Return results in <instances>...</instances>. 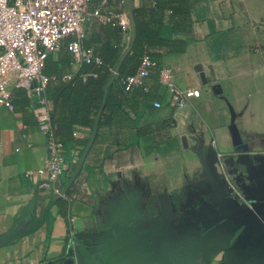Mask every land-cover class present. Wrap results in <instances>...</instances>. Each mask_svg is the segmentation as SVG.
I'll list each match as a JSON object with an SVG mask.
<instances>
[{
	"label": "crops",
	"instance_id": "1",
	"mask_svg": "<svg viewBox=\"0 0 264 264\" xmlns=\"http://www.w3.org/2000/svg\"><path fill=\"white\" fill-rule=\"evenodd\" d=\"M155 6L91 0L82 47L115 51L120 70L137 39L135 10L149 16ZM161 13L159 38L184 49L155 50L159 69L172 71L175 88L201 92L184 109L168 105L172 89L160 85L158 69L144 87L123 90L111 110L105 100L96 113L64 100L75 77H96L68 49L75 37L46 60L44 72L54 79L44 104L6 76L13 109L0 105V240L15 236L0 247V264H157L165 251L214 229L218 246L229 209L236 215L248 197L264 199V0H199L182 32L181 18L169 8ZM123 18L129 28L118 24ZM41 124L65 145V173L54 189L38 175L48 141ZM211 254L199 251L192 264L223 263V253Z\"/></svg>",
	"mask_w": 264,
	"mask_h": 264
},
{
	"label": "built area",
	"instance_id": "2",
	"mask_svg": "<svg viewBox=\"0 0 264 264\" xmlns=\"http://www.w3.org/2000/svg\"><path fill=\"white\" fill-rule=\"evenodd\" d=\"M91 0H0V105L13 109L11 91L6 76H16L15 86L25 88L35 104H44L43 92L54 79L45 74L46 60L49 55L61 49L63 39L75 37L68 45L75 59L85 63H101L91 49L81 45L86 36L85 25L89 20L88 7ZM99 14V11H97ZM124 29L130 27L127 19H121ZM153 62L144 57L138 72L126 80L127 90L144 86L149 77ZM116 70L112 77L117 78ZM65 80H71L67 75ZM37 85L32 86L33 82ZM159 82L172 89L169 106L184 109L189 100L200 97L199 90L181 91L174 87L173 74L164 68L159 72ZM156 108L162 104L156 102ZM40 129L47 134V156L38 175L43 179L42 186L54 189V185L64 175L66 168L65 147L57 140L50 124H41ZM32 176V173H27ZM63 195V191L57 192Z\"/></svg>",
	"mask_w": 264,
	"mask_h": 264
},
{
	"label": "trees",
	"instance_id": "3",
	"mask_svg": "<svg viewBox=\"0 0 264 264\" xmlns=\"http://www.w3.org/2000/svg\"><path fill=\"white\" fill-rule=\"evenodd\" d=\"M154 1L156 2L155 11L149 16L144 15L140 12V10H135V24L137 30L136 43L134 45L133 52L125 59L120 67V70H118L117 78L111 82L112 71L116 68L118 53L113 50L103 51V53L95 50L93 53L101 60V63L96 64V62H91L89 63L88 69L94 70L96 77H89L85 83H83L82 80H79V77H75V79L63 88L61 96H63L64 100L71 102L77 101L78 104L82 103L83 109L88 113H96L101 107L103 100H105V110L110 109L112 102H120L123 90L130 91L133 89V87H131L130 90H127L126 80L128 77H131L138 72L145 55H147V57L150 58L154 64L151 72L153 69H158L159 80V72L161 70L159 69V60L161 58V54L154 51L163 47L169 49L170 51H183L184 43L181 41L166 42L165 40L160 39L158 36V30L161 23L158 22L156 17L161 18V11L169 8L172 10L174 16L177 15L181 18L179 31H186L185 23L190 7L194 2L199 0ZM73 84H75V87L72 86ZM106 85L109 87L107 93H105ZM160 85L162 84L160 83ZM115 86H119L120 91L113 93V87Z\"/></svg>",
	"mask_w": 264,
	"mask_h": 264
},
{
	"label": "water",
	"instance_id": "4",
	"mask_svg": "<svg viewBox=\"0 0 264 264\" xmlns=\"http://www.w3.org/2000/svg\"><path fill=\"white\" fill-rule=\"evenodd\" d=\"M115 70L118 74V69ZM113 80L114 77H112L111 82ZM233 130L235 139L239 142L237 131L235 128ZM57 196L59 195H55V197ZM221 202L222 212L224 213L227 204L223 200ZM239 204L235 208L237 214H233L235 217L229 209L228 216L223 219L224 223L227 222L228 230L221 234V241L218 246L212 245L213 238L219 236V231L217 232L214 229L211 233L205 235L206 237L188 247L177 248L172 253L165 251L160 255L157 264H192V260L199 251L206 253L208 256L213 255L211 252L214 254L223 253L224 261L222 264H264V199L248 197L244 203L240 202ZM235 219L238 223L236 226L234 225ZM240 230H242L241 237L231 245L232 240ZM14 236L12 232L7 233L0 240V247Z\"/></svg>",
	"mask_w": 264,
	"mask_h": 264
}]
</instances>
